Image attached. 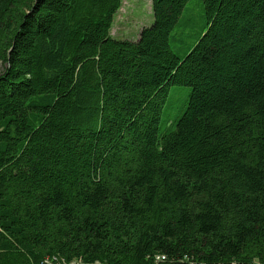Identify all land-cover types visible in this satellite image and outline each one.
<instances>
[{"label": "trees", "instance_id": "16d2710c", "mask_svg": "<svg viewBox=\"0 0 264 264\" xmlns=\"http://www.w3.org/2000/svg\"><path fill=\"white\" fill-rule=\"evenodd\" d=\"M121 1L0 0V264H264V0Z\"/></svg>", "mask_w": 264, "mask_h": 264}, {"label": "rangeland", "instance_id": "374dc122", "mask_svg": "<svg viewBox=\"0 0 264 264\" xmlns=\"http://www.w3.org/2000/svg\"><path fill=\"white\" fill-rule=\"evenodd\" d=\"M153 21L151 0H122L121 7L113 17L111 35L115 39H136L139 30ZM204 21L201 0H187L177 24L171 32V49L181 54L189 47ZM190 87L173 84L169 86L160 115V129L174 121L185 106Z\"/></svg>", "mask_w": 264, "mask_h": 264}, {"label": "bare ground", "instance_id": "6f19581e", "mask_svg": "<svg viewBox=\"0 0 264 264\" xmlns=\"http://www.w3.org/2000/svg\"><path fill=\"white\" fill-rule=\"evenodd\" d=\"M162 256V255H161ZM50 259V258H49ZM75 260V259H74ZM48 261V260H47ZM185 261V260H184ZM74 263H77V262H74Z\"/></svg>", "mask_w": 264, "mask_h": 264}]
</instances>
